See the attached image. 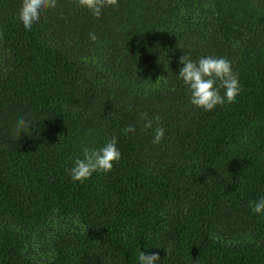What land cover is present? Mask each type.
Masks as SVG:
<instances>
[{"label": "trees", "instance_id": "trees-1", "mask_svg": "<svg viewBox=\"0 0 264 264\" xmlns=\"http://www.w3.org/2000/svg\"><path fill=\"white\" fill-rule=\"evenodd\" d=\"M21 3L0 0V264H264V0H118L100 18L57 0L30 31ZM183 54L228 59L236 102L192 105ZM113 136V169L73 181Z\"/></svg>", "mask_w": 264, "mask_h": 264}, {"label": "clouds", "instance_id": "clouds-1", "mask_svg": "<svg viewBox=\"0 0 264 264\" xmlns=\"http://www.w3.org/2000/svg\"><path fill=\"white\" fill-rule=\"evenodd\" d=\"M81 7L92 11L96 18L102 15V9L106 6L119 7L118 0H78ZM57 7V0H22L18 10V18L22 21L26 30H31L35 23H39L44 12ZM63 18V17H62ZM3 33L0 32V36ZM89 38L97 40L95 33L90 32ZM180 62L183 67L179 70V77L182 78L191 93V104L205 111H211L217 105L234 103L242 90L239 83L238 74L234 73L231 62L222 57H201L198 62L193 61L186 55H182ZM221 89H224L223 95ZM140 119L144 121L143 130L153 129V143H160L165 135V129L160 126L161 117L156 115L149 118L147 113H140ZM32 124L30 120L21 117L15 125V138H21V132L31 134ZM125 133L135 132L132 125L124 129ZM117 137L113 136L104 146L100 148L83 147V158L77 157L74 166L68 169L71 179L83 183L92 177L93 173H109L113 169L114 163L121 159V153L116 147ZM255 213H264V197L257 202L250 204ZM139 264H155L160 260L158 253L147 254L143 251L139 253Z\"/></svg>", "mask_w": 264, "mask_h": 264}]
</instances>
